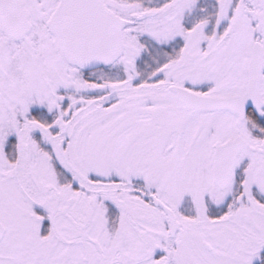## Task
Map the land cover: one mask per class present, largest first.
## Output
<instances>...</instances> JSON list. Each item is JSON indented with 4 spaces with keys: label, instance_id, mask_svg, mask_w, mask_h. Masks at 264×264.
Returning <instances> with one entry per match:
<instances>
[{
    "label": "snow or ice",
    "instance_id": "1",
    "mask_svg": "<svg viewBox=\"0 0 264 264\" xmlns=\"http://www.w3.org/2000/svg\"><path fill=\"white\" fill-rule=\"evenodd\" d=\"M0 264H264V0H0Z\"/></svg>",
    "mask_w": 264,
    "mask_h": 264
}]
</instances>
